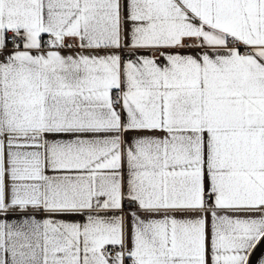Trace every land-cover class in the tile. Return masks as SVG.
<instances>
[{
    "label": "snow or ice",
    "instance_id": "1",
    "mask_svg": "<svg viewBox=\"0 0 264 264\" xmlns=\"http://www.w3.org/2000/svg\"><path fill=\"white\" fill-rule=\"evenodd\" d=\"M0 264H264V0H0Z\"/></svg>",
    "mask_w": 264,
    "mask_h": 264
}]
</instances>
